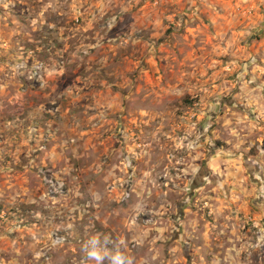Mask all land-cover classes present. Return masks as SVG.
<instances>
[{"label": "rangeland", "instance_id": "374dc122", "mask_svg": "<svg viewBox=\"0 0 264 264\" xmlns=\"http://www.w3.org/2000/svg\"><path fill=\"white\" fill-rule=\"evenodd\" d=\"M264 264V0H0V264Z\"/></svg>", "mask_w": 264, "mask_h": 264}, {"label": "clouds", "instance_id": "9594fccd", "mask_svg": "<svg viewBox=\"0 0 264 264\" xmlns=\"http://www.w3.org/2000/svg\"><path fill=\"white\" fill-rule=\"evenodd\" d=\"M90 247L87 249V255L90 259L96 261V264H101L105 256L102 254V251L99 247L100 242L93 238L88 242ZM126 258L120 252H117L115 255L111 256V264H125Z\"/></svg>", "mask_w": 264, "mask_h": 264}]
</instances>
